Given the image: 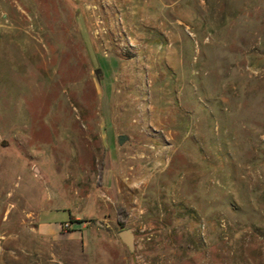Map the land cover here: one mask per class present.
<instances>
[{"label": "rangeland", "instance_id": "obj_1", "mask_svg": "<svg viewBox=\"0 0 264 264\" xmlns=\"http://www.w3.org/2000/svg\"><path fill=\"white\" fill-rule=\"evenodd\" d=\"M0 264H264V0H0Z\"/></svg>", "mask_w": 264, "mask_h": 264}, {"label": "water", "instance_id": "obj_2", "mask_svg": "<svg viewBox=\"0 0 264 264\" xmlns=\"http://www.w3.org/2000/svg\"><path fill=\"white\" fill-rule=\"evenodd\" d=\"M127 140L125 135H120L118 137L119 145H122ZM118 236L120 240L124 243L129 252L134 250V234L130 229H122L119 231Z\"/></svg>", "mask_w": 264, "mask_h": 264}, {"label": "crops", "instance_id": "obj_3", "mask_svg": "<svg viewBox=\"0 0 264 264\" xmlns=\"http://www.w3.org/2000/svg\"><path fill=\"white\" fill-rule=\"evenodd\" d=\"M67 220L61 221L58 225H48L47 221H41L38 225V232L45 236H51L53 238L61 237L62 234V225Z\"/></svg>", "mask_w": 264, "mask_h": 264}, {"label": "built area", "instance_id": "obj_4", "mask_svg": "<svg viewBox=\"0 0 264 264\" xmlns=\"http://www.w3.org/2000/svg\"><path fill=\"white\" fill-rule=\"evenodd\" d=\"M62 226H63V229H65V228H67L68 225L65 223Z\"/></svg>", "mask_w": 264, "mask_h": 264}, {"label": "trees", "instance_id": "obj_5", "mask_svg": "<svg viewBox=\"0 0 264 264\" xmlns=\"http://www.w3.org/2000/svg\"><path fill=\"white\" fill-rule=\"evenodd\" d=\"M120 223L119 224H121L122 225V227H123V222L122 221H119Z\"/></svg>", "mask_w": 264, "mask_h": 264}]
</instances>
